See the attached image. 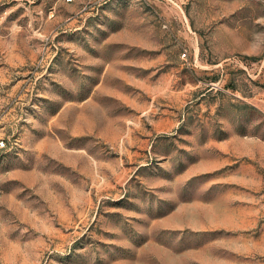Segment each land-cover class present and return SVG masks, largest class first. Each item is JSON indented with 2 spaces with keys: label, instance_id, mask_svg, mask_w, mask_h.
<instances>
[{
  "label": "rangeland",
  "instance_id": "374dc122",
  "mask_svg": "<svg viewBox=\"0 0 264 264\" xmlns=\"http://www.w3.org/2000/svg\"><path fill=\"white\" fill-rule=\"evenodd\" d=\"M0 140V264H203L163 216L262 226L264 0H0Z\"/></svg>",
  "mask_w": 264,
  "mask_h": 264
},
{
  "label": "crops",
  "instance_id": "0c3cea01",
  "mask_svg": "<svg viewBox=\"0 0 264 264\" xmlns=\"http://www.w3.org/2000/svg\"><path fill=\"white\" fill-rule=\"evenodd\" d=\"M260 219L258 207L243 204L233 197L212 202L193 199L165 214L162 223L167 229L213 231L218 232L220 238H225L213 249L209 246L184 249L179 253L180 260L191 255L189 259L203 264H237L235 262L251 260L252 255L259 254L261 245L264 247V243H260V238L264 240V219L261 228Z\"/></svg>",
  "mask_w": 264,
  "mask_h": 264
},
{
  "label": "built area",
  "instance_id": "2783aa9c",
  "mask_svg": "<svg viewBox=\"0 0 264 264\" xmlns=\"http://www.w3.org/2000/svg\"><path fill=\"white\" fill-rule=\"evenodd\" d=\"M5 146V142L3 140H0V147H4Z\"/></svg>",
  "mask_w": 264,
  "mask_h": 264
}]
</instances>
